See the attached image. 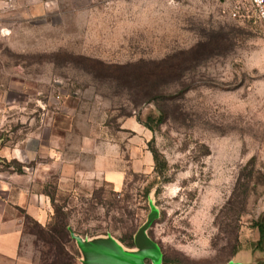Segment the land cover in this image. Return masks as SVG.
<instances>
[{
    "label": "rangeland",
    "instance_id": "rangeland-1",
    "mask_svg": "<svg viewBox=\"0 0 264 264\" xmlns=\"http://www.w3.org/2000/svg\"><path fill=\"white\" fill-rule=\"evenodd\" d=\"M197 43L195 61L163 72L145 101L90 60L160 62ZM12 174L67 197L93 255L224 264L246 249L264 264L251 249L264 214V27L251 0H0V176ZM13 211L21 264H86L84 248L58 255L33 214Z\"/></svg>",
    "mask_w": 264,
    "mask_h": 264
},
{
    "label": "trees",
    "instance_id": "trees-1",
    "mask_svg": "<svg viewBox=\"0 0 264 264\" xmlns=\"http://www.w3.org/2000/svg\"><path fill=\"white\" fill-rule=\"evenodd\" d=\"M200 45L202 43H197L193 47L187 50H181L174 54L169 55L162 61H152L148 63L140 62V63H105L98 59H90L96 62L98 65L97 69H100L103 73H105V78L115 80L119 85H123L128 87V89L136 88L137 97L136 99L142 100H150L159 96L157 90L159 89V77L163 72H167L168 74H175L179 69L182 68L183 63H192L200 54L201 48ZM95 65V64H94ZM135 99V98H134ZM163 113L161 110V114L158 116L157 122H162ZM151 115H147L146 120L143 123L152 128V124H150ZM150 150L153 155L155 169L157 171H161L165 167V159L161 156L159 151L155 146H151ZM56 192V190H55ZM55 192H45L49 195L50 205L52 206V210L47 216L45 223H40L35 220L36 225L38 226L37 236L41 237L43 241L47 244L51 245L52 248H55L58 255L64 254V249L67 247L71 248L69 242H73L75 245H72V248H79L76 242V234L77 233L69 221V213L67 210H64L67 207L68 199L67 197L63 199L61 203L56 201ZM26 216H29L25 213ZM252 226L256 227L258 230V239L256 242L252 244V250L263 249L264 248V214L259 215L257 218L252 220ZM136 235L130 236V240H126L121 237L122 241L125 242L128 246L136 245ZM235 240H237V234L235 236ZM238 246L236 245L232 253L236 252ZM67 253V252H65ZM229 260V259H228ZM227 260V261H228ZM162 263L171 262L168 258L163 254L161 256ZM70 264H75L73 260L70 261Z\"/></svg>",
    "mask_w": 264,
    "mask_h": 264
},
{
    "label": "crops",
    "instance_id": "crops-1",
    "mask_svg": "<svg viewBox=\"0 0 264 264\" xmlns=\"http://www.w3.org/2000/svg\"><path fill=\"white\" fill-rule=\"evenodd\" d=\"M48 149L50 155H53L51 152L56 151V147L52 148V143ZM16 175L24 177V174ZM12 179L13 174L8 177L0 176V264H21L22 261H26V257L21 253L22 223L13 210L26 209L41 223L46 221L50 211V201L47 196L32 193L26 185L19 186L12 183ZM119 179L120 175L117 176V180ZM109 180L114 181L111 178ZM31 201L34 203L31 204ZM262 256L259 251L241 249L224 264H258L257 260H261L259 258ZM28 264H31L30 261Z\"/></svg>",
    "mask_w": 264,
    "mask_h": 264
},
{
    "label": "water",
    "instance_id": "water-1",
    "mask_svg": "<svg viewBox=\"0 0 264 264\" xmlns=\"http://www.w3.org/2000/svg\"><path fill=\"white\" fill-rule=\"evenodd\" d=\"M79 246L84 248L83 252L88 257V261L85 262L86 264H140L141 256L139 258L138 254L115 255L109 251H105V249H101L93 255L91 251L87 252L82 244Z\"/></svg>",
    "mask_w": 264,
    "mask_h": 264
},
{
    "label": "built area",
    "instance_id": "built-area-1",
    "mask_svg": "<svg viewBox=\"0 0 264 264\" xmlns=\"http://www.w3.org/2000/svg\"><path fill=\"white\" fill-rule=\"evenodd\" d=\"M251 3L256 12V16L264 25V0H251Z\"/></svg>",
    "mask_w": 264,
    "mask_h": 264
}]
</instances>
